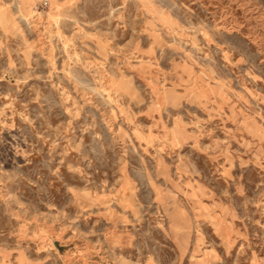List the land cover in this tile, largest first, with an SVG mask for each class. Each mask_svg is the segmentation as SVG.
<instances>
[{
	"label": "rangeland",
	"instance_id": "rangeland-1",
	"mask_svg": "<svg viewBox=\"0 0 264 264\" xmlns=\"http://www.w3.org/2000/svg\"><path fill=\"white\" fill-rule=\"evenodd\" d=\"M0 264H264V0H0Z\"/></svg>",
	"mask_w": 264,
	"mask_h": 264
}]
</instances>
